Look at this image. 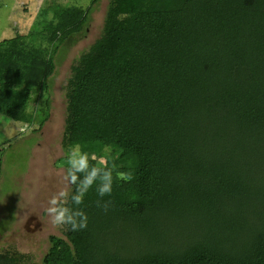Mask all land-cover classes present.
<instances>
[{
	"label": "trees",
	"instance_id": "obj_1",
	"mask_svg": "<svg viewBox=\"0 0 264 264\" xmlns=\"http://www.w3.org/2000/svg\"><path fill=\"white\" fill-rule=\"evenodd\" d=\"M98 1L0 42L1 116L30 123L31 90L51 99ZM63 94L54 166L79 144L135 179L107 213L93 186L87 229L49 235L40 264H264V0H107Z\"/></svg>",
	"mask_w": 264,
	"mask_h": 264
},
{
	"label": "rangeland",
	"instance_id": "obj_2",
	"mask_svg": "<svg viewBox=\"0 0 264 264\" xmlns=\"http://www.w3.org/2000/svg\"><path fill=\"white\" fill-rule=\"evenodd\" d=\"M90 1L0 0V42L18 34L33 33L40 22L53 21L50 9L54 6L86 11ZM106 4L107 0L97 2L85 35L70 47L57 67L51 99L43 90H31L27 107L31 122H16L0 115V259L6 263L22 255L27 260L22 264H40L47 249V237L62 232L50 225L45 209L50 198L63 187L65 174L54 166L63 155L61 132L66 114L63 84L75 57L98 37ZM1 87L12 88L0 82ZM41 122L44 123L41 133L32 135L31 131Z\"/></svg>",
	"mask_w": 264,
	"mask_h": 264
},
{
	"label": "clouds",
	"instance_id": "obj_3",
	"mask_svg": "<svg viewBox=\"0 0 264 264\" xmlns=\"http://www.w3.org/2000/svg\"><path fill=\"white\" fill-rule=\"evenodd\" d=\"M66 165L62 177L63 187L50 198L45 209L46 218L54 229L71 232L86 230L88 216L80 206L93 186L99 197L96 201L97 208L107 213L113 206L110 197L114 183H129L135 179L131 171H119L114 164L109 166L107 157H102L99 165L90 164L88 153L82 151L79 144L70 146ZM105 197L109 199H104Z\"/></svg>",
	"mask_w": 264,
	"mask_h": 264
}]
</instances>
